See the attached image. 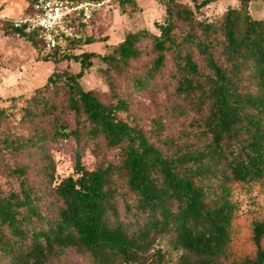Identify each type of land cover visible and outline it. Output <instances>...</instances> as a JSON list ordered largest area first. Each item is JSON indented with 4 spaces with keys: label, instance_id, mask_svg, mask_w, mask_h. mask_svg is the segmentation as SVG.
<instances>
[{
    "label": "trees",
    "instance_id": "1",
    "mask_svg": "<svg viewBox=\"0 0 264 264\" xmlns=\"http://www.w3.org/2000/svg\"><path fill=\"white\" fill-rule=\"evenodd\" d=\"M155 1L156 33H128L102 56L71 57L81 37L44 50L36 32L0 28L79 63L0 107V264H51L68 250L89 264H264V206L242 218L233 200L264 193V22L248 15L254 0L213 19L202 10L218 0ZM95 12L68 24L79 35ZM93 59L109 100L80 85ZM153 88L174 103L133 123L127 95ZM69 141L73 172L57 180L49 149ZM161 239L174 258L155 249Z\"/></svg>",
    "mask_w": 264,
    "mask_h": 264
},
{
    "label": "rangeland",
    "instance_id": "2",
    "mask_svg": "<svg viewBox=\"0 0 264 264\" xmlns=\"http://www.w3.org/2000/svg\"><path fill=\"white\" fill-rule=\"evenodd\" d=\"M111 0L103 5L91 17V24L79 33L81 44L68 54L77 57L82 53H93L102 56L113 45L119 43L126 34L139 30L156 33L155 24L163 20V9L155 0ZM130 1V0H129ZM204 0H196L200 3ZM187 2V1H183ZM233 0H218L210 2L202 10L207 19L220 16L227 9L237 8ZM28 11L27 0H0V17L18 18ZM248 15L254 20L264 22V0H254L248 6ZM84 40L91 43L83 44ZM144 48V47H143ZM145 53L142 59L131 65L132 70L142 67L149 59ZM49 59L39 47H33L29 42L18 35L0 33V107L9 104L11 98H18L19 102L27 99L32 92L43 86L52 72L68 71L77 73L79 63L71 58ZM103 67L97 59L92 60V67L80 80L84 90L97 92L104 100H109L110 95L99 69ZM130 101V121L144 126L149 119L156 115H163L174 103L168 93L163 89H148L142 94L131 93L127 95ZM191 116L186 117V121ZM177 121L171 126L170 134L174 135L178 129ZM74 146L71 141L61 143L49 149L55 166L57 180L70 176L74 167ZM82 165L92 169L95 165L94 158L88 151L83 152ZM233 200L236 203L242 218L249 217L252 213L264 206V193L258 190L234 191ZM155 249L171 252L166 239L158 241ZM51 264H89L86 257L68 250L65 256Z\"/></svg>",
    "mask_w": 264,
    "mask_h": 264
},
{
    "label": "built area",
    "instance_id": "3",
    "mask_svg": "<svg viewBox=\"0 0 264 264\" xmlns=\"http://www.w3.org/2000/svg\"><path fill=\"white\" fill-rule=\"evenodd\" d=\"M111 0L73 1V0H27L30 13L12 19L0 17V28L10 27L27 32H36L44 50L63 49L79 39L68 24L71 18H79L85 24L94 11L99 10Z\"/></svg>",
    "mask_w": 264,
    "mask_h": 264
},
{
    "label": "crops",
    "instance_id": "4",
    "mask_svg": "<svg viewBox=\"0 0 264 264\" xmlns=\"http://www.w3.org/2000/svg\"><path fill=\"white\" fill-rule=\"evenodd\" d=\"M27 6H28V4H27Z\"/></svg>",
    "mask_w": 264,
    "mask_h": 264
}]
</instances>
